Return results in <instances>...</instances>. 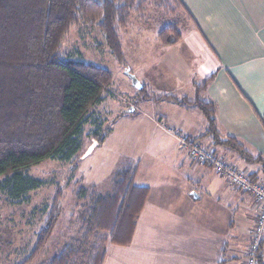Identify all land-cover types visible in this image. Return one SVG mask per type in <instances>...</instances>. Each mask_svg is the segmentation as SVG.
Segmentation results:
<instances>
[{"label": "trees", "instance_id": "trees-1", "mask_svg": "<svg viewBox=\"0 0 264 264\" xmlns=\"http://www.w3.org/2000/svg\"><path fill=\"white\" fill-rule=\"evenodd\" d=\"M170 1L175 8L168 9L165 1L167 11L183 9L180 0ZM143 5V0H0V195L11 203L28 201L29 192L42 185L26 174L28 169L45 160L76 159L86 125L92 127L86 135L97 145L109 132L93 109L102 102V93L112 81L111 73L92 63L62 60L58 54L62 39L73 26H92L102 32L115 61L131 73L119 31L132 13L142 14ZM181 38L177 23L156 34L163 47L176 45ZM211 80L196 86L192 100L174 95L153 97L142 85L140 101L153 99L197 109L206 120L201 137L210 138L214 146L231 150L246 163L259 164L264 170L263 159L253 158L236 138L219 133L215 104L200 98ZM135 174V166L124 164L115 172L109 193L91 191L79 240L46 264H104L108 246L131 244L149 195L148 187L134 184ZM84 193L80 190L79 195ZM59 200L54 201L30 256L20 264H30L50 239Z\"/></svg>", "mask_w": 264, "mask_h": 264}, {"label": "crops", "instance_id": "crops-1", "mask_svg": "<svg viewBox=\"0 0 264 264\" xmlns=\"http://www.w3.org/2000/svg\"><path fill=\"white\" fill-rule=\"evenodd\" d=\"M182 1L191 16L195 33L187 44L181 38L176 45L162 46L176 52L170 54L172 59L170 55H164L162 63L168 66L166 73H159L153 67L149 74L144 72L141 85L153 97L174 95L192 100L196 86L212 77L200 98L215 104L219 133L236 138L253 158L264 160V0ZM181 64L184 68L180 69ZM144 103L161 104L148 99L140 101V108ZM162 103L167 104L163 111L145 113V109L150 110L147 105L141 110L144 129L140 130V136L148 140L146 150L153 146L160 152L158 160L168 159L170 155H165L172 146L170 153H174L175 161L170 165L173 175L160 178L156 188L142 183L144 179L140 180L139 186L148 187L149 195L140 213L132 245L128 248L110 246L104 264H116V261L120 264L121 255L130 253L134 245L132 254L140 264H244L251 243V229L245 231L235 227V216L254 222L257 208L251 196L241 194L229 185L224 188L221 181L215 182L213 170L191 161L175 137L160 125L165 123L172 131L187 136L201 147L213 149L232 168L246 172L250 179L262 185L264 170L259 164L246 163L231 150L214 146L210 138L201 137L206 120L200 112L197 114V109ZM183 111L194 119V123L186 119ZM147 124L153 129L147 130ZM157 128L163 132L157 134ZM166 165H157L158 170L162 171ZM191 183L202 184L209 197L212 196L206 190L226 192L231 208L227 211L228 220H222L224 210L200 212L194 208L193 203H197L201 195L186 193L185 186ZM193 194L197 196L196 200ZM258 264H264V236Z\"/></svg>", "mask_w": 264, "mask_h": 264}, {"label": "rangeland", "instance_id": "rangeland-1", "mask_svg": "<svg viewBox=\"0 0 264 264\" xmlns=\"http://www.w3.org/2000/svg\"><path fill=\"white\" fill-rule=\"evenodd\" d=\"M143 1L142 14L132 13L128 24L119 31L124 60L131 71L130 74L139 82L144 72L149 74L153 67L157 72L165 74L167 70L165 68L168 66L162 63L165 61L164 55L176 53L174 49H163L157 41L156 34L161 29L169 24L177 23L184 44H187L189 38L195 33L191 16L185 10L182 0L180 2L183 9L174 12L167 11V8H175L170 5V0ZM163 2L166 3L167 8H164L166 6H163ZM58 54L62 60L71 59L92 63L111 73L112 81L102 93V102L93 109L97 120L102 122L103 128H108L109 132L106 135V141L98 146L86 135L92 128L86 125L81 139V148L74 161L45 160L28 169L26 174L29 177L42 182L38 189L29 192L28 201L11 203L5 195H0V264H20L30 256L36 245L37 234L46 226L56 199L60 198L53 233L43 250L30 264H46L66 246L73 245L79 240L78 233L85 217V209L89 206L91 191L99 195L109 193L115 172L124 164L136 167L135 185H140V180L144 179L142 183H148L147 185L152 188L158 186L160 178L172 176L174 172L170 165L175 161L174 153H170L172 146H169L170 154L165 155V157L169 155L170 157L162 158L163 160H158L160 152L155 147L149 146L146 150L148 140L140 136V130L144 129L141 123L143 120L141 110H144L147 104L144 103L140 108L141 95L133 86L125 68L119 65L109 53L102 32L82 23L73 26L62 39ZM171 55L170 59L173 57ZM179 68H184V64L179 65ZM157 94L154 95L157 96ZM148 104L150 110L145 109V113L148 114L154 110L163 111L162 108H165L163 106H167L162 102L161 104ZM183 112L186 119L194 123V119L187 116L185 111ZM161 125L165 126V123ZM146 129L152 130L153 127L147 124ZM157 129V134L163 132L160 128ZM161 164L168 165L159 171L157 165L160 167ZM195 174L197 175V172ZM211 174L215 176V182H222L224 188L230 186L214 171H211ZM186 186V193L193 192L201 195L200 200L193 203L194 208L200 212L206 209L209 211L224 210L226 212L222 213V220H228L227 211L231 208H229L230 200L226 192L206 190V193L212 196L209 197L205 194V187L202 184L191 183ZM189 189L192 190L189 192ZM80 190L85 191L84 196L79 195ZM235 217V227L243 228L245 231H248L249 227L253 228L254 222H247L242 217L238 219L237 215ZM138 243L140 244V240ZM135 247L134 245L131 248V254L121 255L120 264H140L132 254ZM115 263L117 264L118 261Z\"/></svg>", "mask_w": 264, "mask_h": 264}, {"label": "built area", "instance_id": "built-area-1", "mask_svg": "<svg viewBox=\"0 0 264 264\" xmlns=\"http://www.w3.org/2000/svg\"><path fill=\"white\" fill-rule=\"evenodd\" d=\"M177 140L179 147L185 150L194 163L209 166L216 174L225 179L233 188L242 194L251 196L253 204L257 208V216L251 229V243L248 246L244 264H258L259 252L264 236V185L251 182L249 174L232 168L227 162L219 158L213 149H206L187 136L172 131L166 125H160Z\"/></svg>", "mask_w": 264, "mask_h": 264}, {"label": "water", "instance_id": "water-1", "mask_svg": "<svg viewBox=\"0 0 264 264\" xmlns=\"http://www.w3.org/2000/svg\"><path fill=\"white\" fill-rule=\"evenodd\" d=\"M127 75L129 76L133 86L138 90L140 91L142 89V85L141 83L132 75L130 74L129 72H127ZM193 199L196 200L197 199V196L195 194H193Z\"/></svg>", "mask_w": 264, "mask_h": 264}]
</instances>
